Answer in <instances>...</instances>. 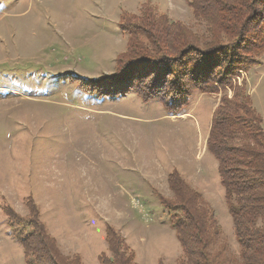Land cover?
Listing matches in <instances>:
<instances>
[{"label":"rangeland","instance_id":"rangeland-1","mask_svg":"<svg viewBox=\"0 0 264 264\" xmlns=\"http://www.w3.org/2000/svg\"><path fill=\"white\" fill-rule=\"evenodd\" d=\"M143 13L207 36L190 0H0V264H28L22 228L8 214L37 218L82 264L107 254V225L137 264H177L173 212L161 203L172 198V171L213 209L217 246L238 257L206 140L220 100L235 87L246 90L264 127V18L245 45L251 67L231 87L192 88L183 104L169 97L180 87L152 88L150 77L120 61ZM136 88L147 99L129 90Z\"/></svg>","mask_w":264,"mask_h":264},{"label":"trees","instance_id":"trees-1","mask_svg":"<svg viewBox=\"0 0 264 264\" xmlns=\"http://www.w3.org/2000/svg\"><path fill=\"white\" fill-rule=\"evenodd\" d=\"M190 5L195 18L206 25V37L197 36L179 22L143 13L139 31L129 32L128 51L120 60L126 69L134 68L143 78L150 77L152 88L168 86L166 94H171L180 87L183 92L175 90L169 97L183 104L192 88L231 87V79L251 67L245 45L257 20L264 18V0H190ZM184 82L190 87L178 86ZM113 90L105 91L111 94ZM129 90L147 99L139 89ZM206 148L217 161L240 251L238 257H232L217 246L219 229L213 209L172 171L167 178L172 198L161 199V203L173 212L171 225L182 250L177 264H264L263 118L243 87H235L230 99L224 96L220 100L212 115ZM32 214L37 215L34 208ZM8 218L22 228L18 241L28 264H82L77 255L61 252L37 218L18 222L10 214ZM105 241L107 254L99 256L100 264H137L124 237L109 225Z\"/></svg>","mask_w":264,"mask_h":264}]
</instances>
